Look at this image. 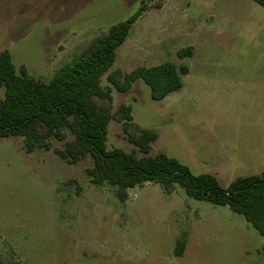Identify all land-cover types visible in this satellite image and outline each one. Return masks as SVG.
<instances>
[{"label": "rangeland", "instance_id": "1", "mask_svg": "<svg viewBox=\"0 0 264 264\" xmlns=\"http://www.w3.org/2000/svg\"><path fill=\"white\" fill-rule=\"evenodd\" d=\"M141 3L0 0V53L10 51L18 72L50 82ZM146 5L112 69L129 74L173 62L189 73L181 89L159 101L141 78L128 91L113 89L111 100L96 98L114 114L132 107L128 132L118 117L110 122L107 148L141 156L129 134L148 129L157 135L151 155L213 175L224 188L264 174V7L253 0ZM187 47L193 56L179 58ZM52 146L65 142L53 139ZM93 166L90 156L69 164L53 149L28 153L22 138H0V264H264V236L229 207L151 182L130 189L123 202L110 185L91 183Z\"/></svg>", "mask_w": 264, "mask_h": 264}, {"label": "trees", "instance_id": "2", "mask_svg": "<svg viewBox=\"0 0 264 264\" xmlns=\"http://www.w3.org/2000/svg\"><path fill=\"white\" fill-rule=\"evenodd\" d=\"M253 1L264 7V0ZM146 10V0H142L137 11L95 38L84 51L63 65L50 82L35 79L25 68L18 72L10 51L3 50L0 53V89H4V97L0 98V138H22L28 153L53 149L69 164L92 157L94 166L87 169L91 183L110 185L123 202L129 198L130 189L147 182L160 184L167 193L179 185L193 199L229 207L264 236V174L239 177L224 188L213 175H195L188 166L163 153L151 155V145L157 135L148 129L139 135L129 134V140L138 147L141 156L135 151L107 148L110 122L118 117L128 132L133 123L132 107L122 105L114 114L109 107L99 105L96 98L111 100L113 89L128 91L141 78L150 87L153 100L159 101L181 89L183 77L189 73L188 66L173 62L138 67L129 74L112 69L118 48ZM193 53L194 48L187 47L178 56L184 59ZM104 77L106 86L102 83ZM53 139L65 142V146L53 148ZM186 243L185 238L177 242V256H183Z\"/></svg>", "mask_w": 264, "mask_h": 264}]
</instances>
